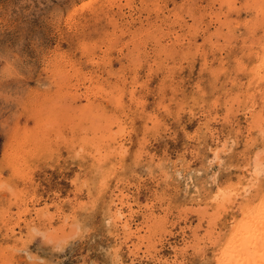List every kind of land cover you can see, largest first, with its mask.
<instances>
[{
    "label": "rangeland",
    "instance_id": "374dc122",
    "mask_svg": "<svg viewBox=\"0 0 264 264\" xmlns=\"http://www.w3.org/2000/svg\"><path fill=\"white\" fill-rule=\"evenodd\" d=\"M263 3L0 0V264H218L264 202Z\"/></svg>",
    "mask_w": 264,
    "mask_h": 264
},
{
    "label": "bare ground",
    "instance_id": "6f19581e",
    "mask_svg": "<svg viewBox=\"0 0 264 264\" xmlns=\"http://www.w3.org/2000/svg\"><path fill=\"white\" fill-rule=\"evenodd\" d=\"M101 1V0H100ZM233 2H234V0H232ZM249 2V1H248ZM105 4V3H104ZM264 4V3H263ZM233 5H234V3H233ZM232 5V6H233ZM112 6V5H111ZM260 6V5H259ZM108 8V7H107ZM121 11V10H120ZM159 11H160V9H159ZM158 11V12H159ZM162 11V10H161ZM236 13V12H235ZM121 16V15H120ZM260 17V16H259ZM217 18V17H216ZM218 19V18H217ZM219 20V19H218ZM222 20V19H221ZM235 21V20H234ZM259 21V20H258ZM228 22V21H227ZM264 22V21H263ZM219 23V22H218ZM130 24V23H129ZM134 24V23H133ZM136 24V23H135ZM252 25V24H251ZM235 27V26H234ZM239 27V26H238ZM128 28V27H127ZM252 30H253V28H252ZM251 31V30H250ZM255 30H253V32H254ZM252 32V33H253ZM257 32V31H256ZM244 33V32H243ZM249 33H251V32H249ZM248 33V34H249ZM252 33H251V35H252ZM264 33V32H263ZM261 34V33H260ZM262 35V34H261ZM260 35V36H261ZM257 36V35H256ZM259 36V35H258ZM252 37V36H251ZM251 37H249V38H251ZM253 38H255V37H253ZM256 39V38H255ZM264 39V38H263ZM216 40V39H215ZM245 40V39H244ZM242 41V40H241ZM253 41V40H252ZM264 41V40H263ZM257 43V42H256ZM246 44V43H245ZM249 44H250V42H249ZM252 45H254L253 43H251ZM261 45V44H260ZM259 46V45H258ZM138 47V46H137ZM249 48V47H248ZM247 48V49H248ZM258 48V47H257ZM263 48V47H262ZM262 48H260V50L262 49ZM251 49H253V48H251ZM213 50V49H212ZM263 50V49H262ZM261 50V51H262ZM258 51V50H257ZM256 51V52H257ZM259 52V51H258ZM257 52V53H258ZM256 53V54H257ZM256 54H253L254 56L256 55ZM135 56V55H134ZM253 56V57H254ZM252 57V58H253ZM260 57V56H259ZM129 59V58H128ZM258 59H260V58H258ZM239 60V59H238ZM237 62H239V61H237ZM258 62V61H257ZM256 62V63H257ZM248 70V69H247ZM58 71V70H57ZM222 72V71H221ZM260 72V71H259ZM258 72V73H259ZM263 83V82H262ZM260 84V83H259ZM264 86V85H263ZM259 88V87H258ZM256 89V88H255ZM259 92V91H258ZM127 93V92H126ZM261 93V92H260ZM142 100V99H141ZM164 106V105H163ZM263 119V118H262ZM151 120V119H150ZM152 123H154V119L152 120ZM148 126V125H147ZM106 129V128H105ZM140 131V130H139ZM102 138V137H101ZM99 144V143H98ZM118 144V143H117ZM142 144V143H141ZM103 146V145H102ZM124 147H125V145H123ZM142 146V145H141ZM220 147V146H219ZM120 148V147H119ZM127 148V147H126ZM125 148V149H126ZM124 149V148H123ZM143 149V148H142ZM114 150H116V149H114ZM117 150H118V148H117ZM116 150V152H118ZM101 152V151H100ZM149 152V151H148ZM99 153V152H98ZM101 154V153H100ZM105 154V153H104ZM114 154V153H113ZM119 154V153H118ZM127 154V153H126ZM102 155V154H101ZM138 155H140V154H138ZM122 157V156H121ZM136 157V156H135ZM142 157V156H141ZM106 158V157H105ZM100 160H101V158H100ZM113 162V161H112ZM261 162V161H260ZM135 163H136V161H135ZM262 163V162H261ZM102 164H103V162H102ZM108 164V163H107ZM100 166H101V164H100ZM108 167V166H107ZM113 167V166H112ZM146 167V166H145ZM110 168V167H109ZM214 169V168H213ZM107 170V169H106ZM106 170H105V172H106ZM104 172V171H103ZM111 172V171H110ZM146 172V171H145ZM170 174V173H169ZM152 176V175H151ZM139 177V176H138ZM165 177V176H164ZM83 179V178H82ZM83 181V180H82ZM89 181V180H88ZM191 181V180H190ZM88 183V182H87ZM187 183V182H186ZM106 185V184H105ZM108 185V184H107ZM232 186H235L234 184L232 185ZM91 187V186H90ZM230 187V186H229ZM237 187V186H236ZM101 188V187H100ZM251 188V187H250ZM108 189V188H107ZM123 190V189H122ZM102 191V190H101ZM241 191V190H240ZM243 192V191H242ZM235 194V193H234ZM100 195V194H99ZM223 199L225 200V202L227 201V195H225L224 193H223ZM264 195V194H263ZM123 197V196H122ZM218 197V196H217ZM245 197V196H244ZM96 198V197H95ZM116 198H118V196L116 197ZM243 199V198H242ZM90 200V199H89ZM120 200V199H119ZM127 200V199H126ZM232 200V199H231ZM234 200V199H233ZM93 201V200H92ZM91 201V202H92ZM250 201V200H249ZM263 202V200H261L260 199V202L259 203H257L256 205L257 206H259L260 207V205L262 204V202ZM126 202V201H125ZM247 204V203H246ZM108 205V204H107ZM150 205V204H149ZM77 206V205H76ZM118 206V205H117ZM253 206V205H252ZM251 206V207H252ZM256 206V207H257ZM111 207V206H110ZM120 207H122V206H120ZM125 207V206H124ZM193 207V206H192ZM255 207V208H256ZM113 209H114V207H112ZM231 208H233V206L231 207ZM111 209V208H110ZM122 209V208H121ZM124 210V209H123ZM190 210V209H189ZM121 211V210H120ZM248 211V212H247ZM246 212H245V214L246 215H248L247 217L250 219L251 218V220L248 222V218H247V220H246V222H242V224L243 225H240L241 227L239 228V230H240V232L238 233V231H236L232 236H233V238L232 237H230V238H226V240H227V242H226V240H225V242L227 243V245H226V243L223 241L222 243L224 244L225 243V246L223 247V249H222V251H221V253H222V259H223V254H224V250H225V248H227V247H229L230 245L232 246V247H234V248H237V249H240V248H243V257H244V264H264V255H262V253H264V245H262L261 243H260V241H259V234H260V232L261 231H264V229H262L261 228V225H260V220H259V217H258V215H257V212H258V209H256V211H255V215L253 216L252 215V213H250L249 211H251V210H247ZM253 211V210H252ZM113 212V211H112ZM116 212V211H115ZM124 213V212H123ZM153 213V212H152ZM126 214V213H125ZM124 214V215H125ZM155 214V213H154ZM77 215V214H76ZM110 215V214H109ZM112 215V214H111ZM115 215V214H114ZM117 215V214H116ZM152 215V214H151ZM126 216V215H125ZM117 217V216H116ZM116 217H115V219H116ZM77 218V217H76ZM113 218H114V216H113ZM112 218V219H113ZM126 218V217H125ZM154 218H157V217H154ZM115 219H113V220H115ZM119 219V218H118ZM123 219V218H122ZM205 219V218H204ZM239 220V219H238ZM116 221H118V220H116ZM129 221V220H128ZM151 222H152V220H151ZM177 222V221H176ZM119 223V222H118ZM117 223V224H118ZM43 224V223H42ZM157 224V223H156ZM203 224V223H202ZM69 225V224H68ZM82 225V224H81ZM126 225V224H125ZM144 225H146V223L144 224ZM117 226V225H116ZM127 226V225H126ZM125 226V227H126ZM148 226V225H147ZM151 227H153V226H151ZM41 228V227H40ZM129 228V227H128ZM143 228H145V227H143ZM147 228V227H146ZM150 228V227H149ZM148 228V229H149ZM132 229V228H131ZM138 229V228H137ZM238 229V228H237ZM123 230V229H122ZM143 230V229H142ZM193 230V229H192ZM234 230V229H233ZM60 231V230H59ZM125 231V230H124ZM131 232H132V230H130ZM156 231V230H155ZM159 231V230H158ZM81 232V231H80ZM135 232V231H134ZM233 232V231H232ZM133 233V232H132ZM170 233V232H169ZM210 233V232H209ZM138 234V233H137ZM140 234V233H139ZM131 235V234H130ZM143 235V234H142ZM141 235V236H142ZM179 235V234H178ZM212 235V234H211ZM139 236L140 235H138V238H139ZM171 236V235H170ZM221 236V235H220ZM128 237V236H127ZM252 237H255V239H252ZM157 238V237H156ZM181 238V237H180ZM187 238V237H186ZM54 239V238H53ZM141 239V238H140ZM212 239V238H211ZM216 239V238H215ZM147 240V239H146ZM149 240V239H148ZM56 241V240H55ZM150 241V240H149ZM248 241H250V246L246 243V242H248ZM61 245H62V243H61ZM182 245V244H181ZM236 245H237V247H236ZM153 246V245H152ZM185 249V248H184ZM153 250V249H152ZM214 250V249H213ZM219 250H220V248H219ZM217 258V257H216ZM219 259V258H218ZM222 259H221V261H222ZM221 261L218 263V264H221Z\"/></svg>",
    "mask_w": 264,
    "mask_h": 264
},
{
    "label": "snow or ice",
    "instance_id": "6c2138e0",
    "mask_svg": "<svg viewBox=\"0 0 264 264\" xmlns=\"http://www.w3.org/2000/svg\"><path fill=\"white\" fill-rule=\"evenodd\" d=\"M257 215L260 220L261 228L264 229V202L260 205ZM252 239H255V237H252ZM259 241L264 245V231L260 232ZM246 243L250 246V241ZM262 255H264V253H262ZM221 264H244L243 248L237 249L231 245L225 248Z\"/></svg>",
    "mask_w": 264,
    "mask_h": 264
}]
</instances>
